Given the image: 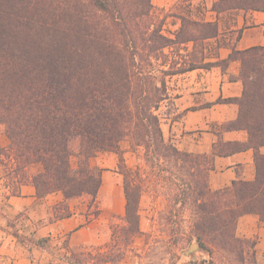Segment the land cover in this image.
Masks as SVG:
<instances>
[{"label":"trees","instance_id":"obj_1","mask_svg":"<svg viewBox=\"0 0 264 264\" xmlns=\"http://www.w3.org/2000/svg\"><path fill=\"white\" fill-rule=\"evenodd\" d=\"M153 10L152 0H0V126L10 141L0 146V166L8 186L16 195L30 183L40 199L62 193L65 201L55 207L53 219L69 218L70 200L89 196V207L96 203L103 169L92 166L91 159L114 153L123 176L125 233L135 236L140 233L142 188L133 180L142 181V175L125 165L121 144L127 142L132 152L143 149L155 190L176 192L180 206L167 217L172 247L196 241L210 256L209 264H218L219 257L243 262L247 248L257 264L256 239H241L236 231L239 218L247 214L264 223V46L240 50L242 29L227 30L236 34L227 38L218 21L185 15L170 38ZM211 10L221 20L240 11L263 12L264 0H217ZM231 22L235 25L236 18ZM177 46H185L186 55L168 63L165 50L174 54ZM222 47L231 49L227 59L204 62L206 50L217 56ZM233 61L240 62V71L229 80L241 82L243 91L222 100L239 109L226 127L245 130L248 142L215 146L214 155L253 150L256 175L253 181L239 179L213 191L208 174L214 157L182 152L166 141L158 110L168 99V77L213 67L226 73ZM202 157L208 162L204 179ZM37 166L40 170L32 174ZM187 214L189 237L180 224ZM97 255L77 252L69 261L95 263Z\"/></svg>","mask_w":264,"mask_h":264},{"label":"crops","instance_id":"obj_2","mask_svg":"<svg viewBox=\"0 0 264 264\" xmlns=\"http://www.w3.org/2000/svg\"><path fill=\"white\" fill-rule=\"evenodd\" d=\"M205 21H218L222 32V22L216 13L210 11ZM230 25L231 31L243 30L238 49L264 46V11H241L236 16V24L230 22ZM192 46L189 45V51ZM205 53L204 62L210 63L227 59L231 49L222 47L217 56L208 50ZM239 71L240 62L233 61L226 73L220 67H213L172 76L167 80L168 99L158 110L166 141L182 152L214 157L213 169L208 174L209 187L213 191L230 187L239 179L253 181L256 175L253 150L214 155L215 146L248 142L245 130L226 127L237 118L238 106L222 101L242 94V83L229 80L230 76H238ZM0 142L3 148L9 146L5 133L0 136ZM98 156L91 159L99 158L98 166L103 169L95 203L99 205L97 215L91 213L90 201L84 196L68 202L73 212L71 217L55 220V207L65 201L62 193L40 199L35 187L28 183L14 195L3 173L0 175V264H71L69 258L73 253L93 252L102 247L106 242L104 216H122L126 199L122 176L116 170L117 160L111 157L108 163L104 154ZM39 170L37 166L31 173ZM236 232L241 239H256L257 264H264V223L259 216L240 217ZM41 240H47L46 247L38 245Z\"/></svg>","mask_w":264,"mask_h":264},{"label":"rangeland","instance_id":"obj_3","mask_svg":"<svg viewBox=\"0 0 264 264\" xmlns=\"http://www.w3.org/2000/svg\"><path fill=\"white\" fill-rule=\"evenodd\" d=\"M215 1L217 0H152V4L154 6L153 12L155 17L163 22L164 34L170 38H174V33L180 27V15H185L197 20L208 19L210 17V11L213 12L211 9ZM240 12L233 16L223 15L221 18L222 31H225L227 38H236V34L231 36L230 33L226 31L231 29L232 26L230 22L232 19H235ZM224 23H226V28H224ZM190 44L186 45L188 49ZM211 44H213V42H211ZM184 47L185 46H177V50L181 49L179 54L177 50L174 54H169L170 50L168 49L165 50V53L170 55L168 63H170L171 60L174 62H181V55H186L187 53ZM160 63L161 62H158L159 65ZM3 133H5L4 128L0 126V136ZM121 147L125 150V165L135 171L139 169L142 175V181L133 180V184L141 186L142 188V196L139 201L140 233L135 236L130 234L126 235L125 229H127L128 224L124 219L125 212L122 216L116 217L105 215L106 242L100 249L93 251L94 254L98 255L95 258V263L88 259L89 264H209L211 258L207 252H197L192 257H187L184 255V252L187 251L190 246L185 248L182 246L172 247L169 244L171 226L167 223V217L171 214H176V209L180 206V204H175L174 201L176 192L171 191L168 192V195H164V193H167L165 190H161L159 187V191L155 190L157 181L153 176L152 169L149 166L147 167L145 163L142 148L132 152L127 142H123ZM107 153L109 152H102L106 160L108 159V163L111 157L117 160L116 170L119 172V156L114 153L109 156ZM98 157L100 158L102 155ZM99 158L92 160L90 164L99 168ZM200 161L201 176L204 179L207 175V158L202 157ZM72 164L74 166L77 165V160L75 158H73ZM35 168L36 167H32L30 171ZM2 173L3 168L0 166V175ZM5 183L7 185L9 184L7 178H5ZM85 197L89 199V201L91 200L89 196ZM98 208L99 205L94 204L90 210L91 213L97 215L99 213L97 210ZM190 222L191 218L188 214L184 219L180 220V224L185 229L187 237L190 236L191 232ZM173 227L176 228V226ZM215 254L219 257V253L216 250ZM217 260L218 264H231L225 259H220V257ZM234 264H253L251 250L246 248L243 262Z\"/></svg>","mask_w":264,"mask_h":264},{"label":"water","instance_id":"obj_4","mask_svg":"<svg viewBox=\"0 0 264 264\" xmlns=\"http://www.w3.org/2000/svg\"><path fill=\"white\" fill-rule=\"evenodd\" d=\"M197 252H206V250L198 242H193L189 249L184 252V255L187 257H192Z\"/></svg>","mask_w":264,"mask_h":264}]
</instances>
